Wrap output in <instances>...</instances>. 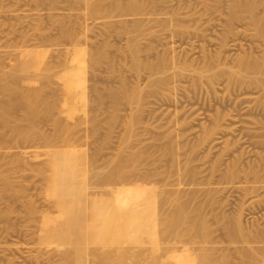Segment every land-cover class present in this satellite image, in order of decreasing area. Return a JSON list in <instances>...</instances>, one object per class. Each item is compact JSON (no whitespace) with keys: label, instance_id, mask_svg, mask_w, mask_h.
Segmentation results:
<instances>
[{"label":"rangeland","instance_id":"rangeland-1","mask_svg":"<svg viewBox=\"0 0 264 264\" xmlns=\"http://www.w3.org/2000/svg\"><path fill=\"white\" fill-rule=\"evenodd\" d=\"M98 1L0 0V68L12 71L20 54L45 58L44 63L53 64L58 79L53 75V81L48 79L51 72L45 70L39 77L42 81L38 78L29 84L23 83L27 81L23 78L20 85L25 88L30 85L29 89L45 84L46 99L59 101L58 108L53 110L55 115L51 114L63 120L64 127L58 133L53 120L42 119L37 122V130L45 139L36 132L28 140H21L0 122V264H70L62 253L68 247L83 246L85 240L80 244L60 243L62 238L53 231L52 224L63 212L48 193L49 182L39 173L47 150L70 147L87 155L91 160L88 168L100 171L101 175L117 164L121 151L129 158L135 151L146 152L138 162L139 167L152 170L150 185L157 186L161 193L168 191L173 197L174 206L165 207L174 209L178 204L175 200L189 202L193 213L200 207L210 225L213 243L208 245L221 247L218 252L227 249L229 253H219H228L232 260L240 261L239 249L245 243L241 244L242 240L230 243L226 226L239 220L246 237L264 226V187H261L264 186V88L254 81L256 77L262 78V73L249 71L253 77L249 80L246 70L248 73L241 79L243 75L238 73L246 71L240 72L237 67L242 59L261 60L264 37L253 20H249V14L231 20L233 0ZM243 2L238 3L256 4L254 13L259 19L263 17L264 25V0ZM226 26L233 29L230 35ZM226 33L229 46L218 49L221 36ZM70 46L85 49L88 56L95 50L102 55L99 67H94L91 58L86 63H70L80 69L76 82L75 75L59 63ZM135 46L143 63L162 55L170 63L174 60L171 69L160 73L170 80L162 92H150L149 72L144 66L140 71L133 70ZM219 50L223 52L217 53ZM209 65L219 69L213 68L220 72L219 77L218 72L212 73L217 76L213 78L215 81ZM180 69L181 75L176 73ZM228 69H236L238 73L231 74ZM225 73L240 78L236 80L233 76L230 80ZM65 81H73L76 87L73 102L59 90ZM123 82L129 89L136 85L143 88L145 101L139 105L125 99L113 104L110 90H119ZM3 100L0 89V101ZM14 114L21 117L23 112L18 109ZM216 117H220L216 132L201 139L206 129L215 127ZM170 148L174 155L165 153ZM232 169L236 171L231 177ZM5 178L10 179V185L4 184ZM254 179L262 180L256 183ZM89 182L92 185L89 188L105 192L110 186L115 187L102 183L95 187L93 179ZM236 243L240 246L238 250ZM254 243L251 244H259ZM100 245L92 243L91 247ZM106 246L112 247L109 243Z\"/></svg>","mask_w":264,"mask_h":264},{"label":"bare ground","instance_id":"bare-ground-1","mask_svg":"<svg viewBox=\"0 0 264 264\" xmlns=\"http://www.w3.org/2000/svg\"><path fill=\"white\" fill-rule=\"evenodd\" d=\"M236 1L233 0L230 5V10L232 11V16L230 12V17L232 19H230L233 20L235 17L240 18L241 15H244L245 13L249 14L251 18L249 20H253V24H256V28L259 31L258 33H260V35L264 37V25L261 21V18L263 19V17L259 19L254 13V6L256 4L254 2L245 3L244 0L243 3L245 4L241 6L240 3H238L240 0L238 2ZM98 2L95 3L97 4ZM131 6L134 7V5L132 4ZM95 9L97 8L95 7ZM231 22L232 21L229 22V25L232 27ZM227 26L225 29H228L226 32H229L228 34L230 35V31L233 32V29L230 30V26V29L227 28ZM227 37V33L225 34V36H221L222 39L220 38L221 42H219L220 47L217 46L218 49H223L224 47L226 49V46H229V39H227ZM151 48H153V46ZM220 51L223 52L222 50H219L217 51V53H221ZM86 52L87 51H85V49H81L77 46H70L63 60L59 61V63L65 65V67L68 68V71L70 73L75 75L74 82L77 81L80 69L73 67L70 64L72 61L76 63L83 61L86 63L91 58L92 62H94V67L96 65L98 66V63L100 64L101 59L99 60V58L100 56L102 58L101 52L97 53L95 50V53L93 55L90 54L91 56H88V52ZM219 56L221 55H217V57ZM44 59L45 58L40 59L34 55L26 56L20 54L18 62L15 59L17 64H15L12 71L7 72L0 68V89L4 95V100L2 102L0 101V122L2 123V125H4V127H10L15 132L16 136L21 140H28L34 133L39 132L37 130V122L42 119H45V121L46 119L49 121L53 120L54 126L58 133L63 132L64 129L63 120H58L57 118H54V116H52L53 114H51L54 113L55 115V112L53 110L58 108L59 101H52L53 98H51L52 100L49 101L48 99H46L45 93H47L48 91L45 92L46 88L45 90L43 89L45 86V84H43L44 82L42 83L44 85L43 87H33L32 85V88L29 87V89L28 86L30 85H26L27 89L25 88L24 84L20 85V81L23 78L27 80L23 83L26 82L32 84L44 73L45 70L51 72V74H49L48 76V79H51L52 81L54 80L53 78L55 76L56 78L60 77L57 73L53 72V64H51L50 62L44 63ZM261 60L247 61L246 59L245 61L242 59L240 60L241 63L237 68L239 71L247 70L248 72L251 70H253L254 72L258 70V72L263 74V77H256L254 81L261 84L264 88V56L261 58ZM237 61L239 60L237 59L236 62ZM131 62L132 68L136 72L140 71V68H142L143 66L148 70V81L149 86H151V93L162 92L163 89H165L169 84L170 80L168 76L161 75L160 73H165L173 67V59L172 63H170L169 59L162 55L155 59V61L143 63L140 59L139 51L135 46L132 51ZM216 62H219L218 58ZM210 67L211 66L209 65V69ZM206 68L208 67L205 66V70H203L206 71ZM215 69L217 70L218 68ZM236 69H228V71H226H230L231 74H237L238 72ZM180 70L179 72L177 70L176 73H180L181 75L182 70L181 72ZM216 70H210L211 76H214L212 77V80L217 77L215 76L216 74L218 75L220 73ZM247 71L246 73L242 71V74L238 73V75H246L248 73ZM253 71H251V74ZM214 72L218 73L212 75V73L214 74ZM226 73V77L231 76L230 73L228 76ZM249 74L250 72L248 73V78L250 76L251 78H249V80H251L253 77L251 74ZM52 75L54 76L53 78H51ZM219 76L220 75H218V77ZM232 77H230V80H232ZM234 77L236 78L237 76ZM238 78L240 77L238 76L236 80ZM242 78H244V75L241 77V79ZM40 80L42 81V78ZM234 80L235 79H233V81ZM245 80L248 79L246 78ZM49 81L50 80H48V82ZM74 82L65 81L62 84V89L57 88V90L59 89L61 92L63 91V93L67 94L72 102L74 101L76 95V87L74 85ZM228 84L230 85V83ZM119 88V90H110L109 94L112 98V102H114L113 104H120L122 100L126 99L131 103L134 102L140 105L145 101L147 97L143 88H141L140 86L138 87L137 85L134 86L133 89H129L124 85L123 82L122 86ZM97 90L98 89L95 88V91ZM51 92H53V90ZM100 95L101 94L98 93L97 97L101 99L102 96ZM118 106L116 108H118ZM18 109L22 110L23 112L21 117H17L14 114ZM118 109H120V107ZM116 111L114 113L115 116L117 115ZM51 116L53 118H51ZM48 118H50L51 120ZM219 120L220 117H216V120H214V122H216V124H214L215 127L212 129L210 128V130L206 129V134H203L201 139H203L204 136L205 138H207L216 132H214V130L220 124ZM130 121L132 120H129V123L131 124L132 122ZM39 134L40 137L45 139L43 133L39 132ZM170 149L166 150L165 153L174 155L172 148ZM174 149L176 148L174 147ZM121 150H119V152ZM145 153L143 151H135L132 154L131 158H129L125 151H121L118 155L117 164L106 172H102L104 174L101 175L100 171H92L88 168V164L91 160L87 155L79 153L75 147L66 149L62 148L53 151L47 150L45 152L44 166L39 168V173L46 181L49 182L47 189L48 193L52 194L53 200L57 205L61 207L63 212L61 217L54 220L52 229L62 238L60 240V243L76 242L77 244H80L83 240H85L83 246L77 248L68 247L65 252L64 250H62L64 252L62 253L64 254V260L66 259L68 263L74 262L73 264H142V262H145V264H264V226L262 228L260 227V229L257 228L259 230L255 229L256 232L254 233L251 232L252 230L249 231L248 233L251 232V235L247 234L248 236L246 237V235H244L246 232L243 231V233H245H242V225L240 221L234 220L235 222L233 225L231 224L226 226V234H228L229 238L231 239H229L230 243L232 242L233 244L234 241L241 243L240 240H242L241 244H247V242H249L250 244H243V246L239 244L241 245L240 248V246H238V244L236 243L237 250L238 247L240 248V261H236L235 259V261L232 260L231 256L228 254L229 252L226 251L227 249L225 251L224 249L220 251L228 253H219L220 251L218 252L217 248L222 249L221 247H216V245H208L209 243H213L211 242L212 237L210 239V225H208V223L206 222V213L204 212V214L200 207H198V210L196 209L197 211L193 213L195 210H189V202L180 201V203L179 201L175 200V202H177L178 204L176 203L177 205H175L174 209H170L168 207H170L174 202V200H172L173 197L168 195L170 193H168V191L166 194L161 193L157 190V186L150 185L149 176L152 174V170H142L140 169L138 163L139 160L145 157ZM93 162L95 161L93 160ZM235 171V169L234 172L233 169L231 172L229 171L231 177L234 175ZM251 172L253 173V170H251ZM133 176L134 179H132ZM6 179L7 178L4 179V184L8 186L10 185V179H8L9 181ZM90 179H93V186L95 185V187L97 185H100L101 183L102 185L113 184L115 185V187L110 186V190H108V192L101 191V189L97 190L96 188H89V184L91 183L89 182ZM255 180L256 179H254V181ZM255 182L257 183L259 181ZM90 187H92V185ZM261 187L264 186L262 185ZM244 188H246V186ZM244 188L242 187L243 190ZM252 190H254V188ZM105 194L109 195V197H104ZM174 204H172V206H174ZM165 205H167L168 207H165ZM254 242L257 244L259 243L258 246L252 245ZM92 243H98L99 245H101L91 247ZM108 243L112 245V247L106 249L105 247H107L106 244ZM260 243H262V246H259ZM146 244L149 246H147ZM233 247L236 249L234 245ZM90 255H92L93 257L91 258ZM130 258L133 259L134 262L133 260L131 261ZM144 260H147V263Z\"/></svg>","mask_w":264,"mask_h":264}]
</instances>
